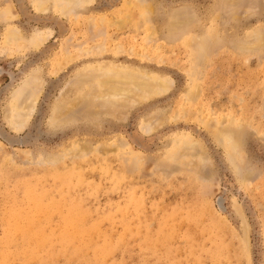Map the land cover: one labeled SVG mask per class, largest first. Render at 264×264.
<instances>
[{"label": "rangeland", "instance_id": "obj_1", "mask_svg": "<svg viewBox=\"0 0 264 264\" xmlns=\"http://www.w3.org/2000/svg\"><path fill=\"white\" fill-rule=\"evenodd\" d=\"M58 1L0 0V264H264V0Z\"/></svg>", "mask_w": 264, "mask_h": 264}, {"label": "bare ground", "instance_id": "obj_2", "mask_svg": "<svg viewBox=\"0 0 264 264\" xmlns=\"http://www.w3.org/2000/svg\"><path fill=\"white\" fill-rule=\"evenodd\" d=\"M64 0H59L58 2L62 3ZM67 1V0H65ZM90 1L89 0H86L84 3H89ZM39 3V6L42 7L44 6V2H38ZM14 33H10L9 36H8V41H11V40H16L15 39V34L13 35ZM117 68V67H116ZM116 68H103L102 69V72L100 74H103V73H114L117 69ZM96 74H97V71H94ZM121 75L123 76V74L126 75V77H123L121 79V85L118 86V87H114V93L111 95V99L115 100L119 97L121 98H128V96H130V93L126 92L125 88H127L126 86L128 84H130V82H135L136 85H137V91L141 94H143V96H146V97H151V96H154L155 94L157 93H160V92H164L165 89L167 88V84L165 82V80L163 79H157V78H154L153 80V83L151 86H148L144 79H148V75H139L137 74L136 75V78L135 79H132V77H130L129 75V71H127L126 69L122 70L121 71ZM129 72V73H128ZM91 74V73H89ZM100 74H97V76H101ZM96 76V75H94ZM152 80V79H151ZM118 81V80H117ZM124 82V83H123ZM117 83V82H116ZM132 84V83H131ZM32 89L31 90H34L35 92V97L33 98H29V99H26L27 97L25 98H20L19 99V105H17L16 107H14V110L13 112H15L13 115L14 117L11 118V120L9 121L10 125L13 126V127H19V125L24 122L25 120L24 119H27L30 115H31V112L33 110V106H34V103L37 99V96L39 95L41 89H42V82L40 80H36L33 82V85L31 87ZM128 89V88H127ZM111 91V90H109ZM85 97L84 95L82 96H79V100H78V103L82 104V98ZM86 101V100H85ZM23 110L25 114H20V111ZM12 112V113H13ZM23 119H22V118ZM21 120H24V121H20ZM151 127V126H150Z\"/></svg>", "mask_w": 264, "mask_h": 264}]
</instances>
